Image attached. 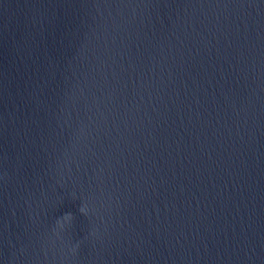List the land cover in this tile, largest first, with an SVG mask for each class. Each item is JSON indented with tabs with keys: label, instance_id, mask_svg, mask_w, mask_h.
I'll return each instance as SVG.
<instances>
[{
	"label": "water",
	"instance_id": "water-1",
	"mask_svg": "<svg viewBox=\"0 0 264 264\" xmlns=\"http://www.w3.org/2000/svg\"><path fill=\"white\" fill-rule=\"evenodd\" d=\"M0 264H264V0H0Z\"/></svg>",
	"mask_w": 264,
	"mask_h": 264
}]
</instances>
